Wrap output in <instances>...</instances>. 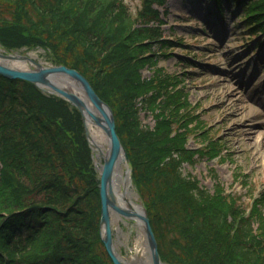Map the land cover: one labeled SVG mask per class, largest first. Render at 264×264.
<instances>
[{"label":"trees","instance_id":"1","mask_svg":"<svg viewBox=\"0 0 264 264\" xmlns=\"http://www.w3.org/2000/svg\"><path fill=\"white\" fill-rule=\"evenodd\" d=\"M218 1L241 8L248 32L263 28L264 0ZM166 2L143 0L131 13L125 0H0V45L42 48L110 106L163 262L264 264V195L246 215L221 185L210 193L183 175L184 162L221 158L224 145L200 126L175 75L158 67L150 78L142 74L177 44L163 38L158 8ZM140 109L152 114L153 127L142 125ZM192 135L207 139L205 147L188 148ZM100 209L80 113L0 74V264H113Z\"/></svg>","mask_w":264,"mask_h":264},{"label":"rangeland","instance_id":"2","mask_svg":"<svg viewBox=\"0 0 264 264\" xmlns=\"http://www.w3.org/2000/svg\"><path fill=\"white\" fill-rule=\"evenodd\" d=\"M142 2L125 0L131 13L139 11ZM207 7L208 0H167L165 8L161 7L163 13L168 9L162 24L163 37L180 39L182 45L167 49L171 52L167 56L158 54L157 66H146L142 74L150 78L158 67L168 75L177 76V89L181 87L187 94L191 113L199 116V124L208 130L210 138H216L224 145L222 155L225 159L222 156L213 159L197 156L193 161L183 163V175L199 179L200 184L211 192L215 185H224V190L231 192L238 203L247 208L251 195L264 194V72H261L264 71V60L257 61L255 48L240 52V39L246 37L243 28H239L241 22L236 11H241L240 8H228L221 24L213 21ZM28 52L36 53L35 61L52 65L42 48ZM18 53L27 54L24 51ZM247 63L251 65L249 71H246ZM22 66L33 69L28 62ZM67 80L64 77L57 79L76 87ZM139 117L142 125L153 127L154 118L148 110L140 109ZM102 134L107 141L103 131ZM207 142L201 136L192 135L188 147L199 148ZM93 163L96 165L94 158ZM123 166L129 168L125 160ZM239 173L247 177L236 178ZM131 189L136 201L142 205L132 184ZM260 208L264 212V204H260ZM111 222L113 245L124 259L145 253V237L137 221L120 216Z\"/></svg>","mask_w":264,"mask_h":264},{"label":"water","instance_id":"3","mask_svg":"<svg viewBox=\"0 0 264 264\" xmlns=\"http://www.w3.org/2000/svg\"><path fill=\"white\" fill-rule=\"evenodd\" d=\"M0 59L9 61L28 62L33 66V69H16L0 63V74L10 79H21L33 83L45 93L54 94L67 100L81 114L85 136L88 145L93 149L90 140V134L86 126V116L90 119L93 125L99 127L105 134L108 145L109 154L103 158V165L99 171V195L101 201L100 212V236L103 245L112 260L113 264H136L124 261L121 256L114 251L113 235L111 226V213H116L124 218L133 219L140 223L146 243V249L151 264H162L158 252V245L150 225L149 217L146 210L143 208V213L138 214L118 204L115 192L113 189V175L119 156L122 154L127 160L126 151L123 148L120 139L116 132L114 115L111 108L105 103L92 88L89 81L77 70L68 68L64 65H43L27 55L0 53ZM67 78L74 83L75 89L63 88L55 83V78ZM54 78L55 81L52 80ZM80 92L81 95H79ZM90 103L94 110L89 109Z\"/></svg>","mask_w":264,"mask_h":264},{"label":"bare ground","instance_id":"4","mask_svg":"<svg viewBox=\"0 0 264 264\" xmlns=\"http://www.w3.org/2000/svg\"><path fill=\"white\" fill-rule=\"evenodd\" d=\"M28 51H24V52L27 53ZM0 53H2V49H0ZM27 55H29V57H31V58H35L37 56L35 52H28ZM0 63L8 65V66L13 67V68L24 69L22 66L23 62L21 63L19 61H9V60L0 59ZM57 79L58 78H55V80H56L55 81L54 78H52V80L55 81V83H57L61 87L74 89L70 84L59 82V81H57ZM67 81H69V80H67ZM75 90H77V89H75ZM77 93L79 95H81V97H83V95L80 92L77 91ZM87 105L91 111L96 113V111L94 110L93 106L90 103H88ZM85 122H86V126L88 128V131L90 134V140H91V143H92L93 149H94L93 150L94 151L93 152V158H94V161L96 163V168L98 171H100L102 168V164H103V158L107 157L109 154V145H108V142L103 139L104 136L102 134L101 129L99 127H97L96 125H93L87 116H86ZM123 165H124V157L121 154L118 158L117 163H116V167H115V171H114V175H113V180H112L113 189L115 192L117 202L122 207H125L131 211L138 213V214H141V213H143L142 205L139 204L133 196L131 184H130V173H129L128 169H124ZM113 218H119L120 219V216L116 213H111V219H113ZM114 251L117 255L120 256V254L115 250V247H114ZM122 259L124 261L129 262V263L151 264L146 249H145V253H142L141 255L136 253V254H133L132 256H130V258H127V259L122 258ZM162 264H164V263H162Z\"/></svg>","mask_w":264,"mask_h":264}]
</instances>
